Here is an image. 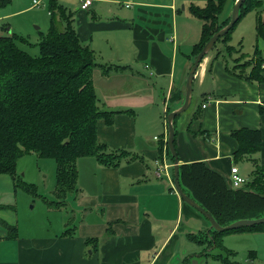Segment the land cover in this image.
<instances>
[{
  "label": "crops",
  "instance_id": "1",
  "mask_svg": "<svg viewBox=\"0 0 264 264\" xmlns=\"http://www.w3.org/2000/svg\"><path fill=\"white\" fill-rule=\"evenodd\" d=\"M81 1L73 24L80 41L94 50L98 63L126 66L107 76L100 70L93 74L101 107L120 111L110 125L98 121V141L131 156L118 167L103 166L93 157L78 160L76 205L85 219L68 230L72 233L20 237L18 223H9L3 218L8 210H0V219L18 229L17 237L8 239L0 222V264H171L181 251L180 264L195 249L187 235L208 231L210 223L174 191L173 167L168 175L158 174L156 160L166 155L173 164L165 144L167 111L184 103L193 48L202 33V22L189 7L209 0H93L86 10L80 9ZM13 13L0 11V21H9ZM3 24L6 31L0 34L12 32L9 22ZM256 24L248 17L235 42L234 29L232 44L242 45L246 26L256 35ZM219 47L198 68L191 105L176 119L175 146L180 164L204 162L229 184L233 167L244 177L248 164L252 169L250 158L239 161L241 166L235 162L233 131H261L262 149L253 158L264 164V80L230 73L237 62L230 64L225 53L216 57ZM238 54L229 57L233 61ZM160 128L163 134H155ZM14 199L10 189L0 190V205L12 206ZM90 238L99 241L88 243Z\"/></svg>",
  "mask_w": 264,
  "mask_h": 264
},
{
  "label": "trees",
  "instance_id": "2",
  "mask_svg": "<svg viewBox=\"0 0 264 264\" xmlns=\"http://www.w3.org/2000/svg\"><path fill=\"white\" fill-rule=\"evenodd\" d=\"M10 2L0 0V7ZM226 2L209 0L203 7H189L190 13L202 22L201 39L193 48L194 58L209 39L229 23L231 16L228 19L222 18ZM260 5V0H245L238 22L218 40L217 43L222 42L227 46L216 57L224 53L231 56L234 51L240 52L230 44L232 33L240 20ZM49 10L52 17L58 13L65 22L64 26L58 25L53 18L47 34L40 36L38 56H32L18 46L16 40L24 41V38L13 32L0 34V174L12 178L15 190L21 187L28 193L38 195L34 185L22 182L17 173L18 161L32 153L40 158L53 159L56 163L54 195L57 201L52 204L63 207L68 195L78 190L80 158L93 157L103 166L118 167L124 156H131L127 151L110 150L98 141V121L104 120L110 125L120 111L101 107L93 82L96 69L107 76L126 66L98 63L94 50L80 41L73 26L72 14L68 15L56 0H50ZM0 29L5 30V26ZM256 38L253 56L246 63V68H251L250 73L245 76L237 73L251 81L264 80V46L260 47V43L264 45V21L261 16L257 18ZM244 58V55H240L238 60ZM229 72L234 73L232 70ZM175 100H180V97ZM172 110L169 108L167 115ZM232 136L238 142L233 154L235 162L248 158L252 162L251 178L245 187L232 189L221 174L210 169L204 162L179 165L180 183L184 192L222 227L239 220L264 217V164L253 158L262 149L261 131L242 128L233 131ZM174 143L176 145V140ZM168 153L173 162L169 149ZM0 209L14 208L0 205ZM0 222L8 231V239H15L18 235L17 227ZM68 232L66 230L63 234ZM230 232L264 235V224L223 232L214 229L206 231L209 246L222 250L221 253L210 255L220 264H239L223 255V251H228V255L235 254L227 250L223 241L224 235ZM194 238V234L187 235L188 241L193 244L196 242ZM98 241V238H90L88 243ZM252 256H256L255 251L249 253V259Z\"/></svg>",
  "mask_w": 264,
  "mask_h": 264
},
{
  "label": "rangeland",
  "instance_id": "3",
  "mask_svg": "<svg viewBox=\"0 0 264 264\" xmlns=\"http://www.w3.org/2000/svg\"><path fill=\"white\" fill-rule=\"evenodd\" d=\"M80 1L56 0L57 4L63 6V8L67 11L68 15L70 13L72 14L73 24L74 20H76V9L79 6ZM260 1V7L245 15L236 25L235 28L237 30L234 34L235 36H233V42L236 41L239 31L238 27L243 25L248 17H254L257 20V18L261 16L264 21V0ZM235 2L234 0H227L222 18L228 19L227 17L231 16ZM49 4L50 0H42V4L40 6L34 7L33 0H11L7 6L0 7V11L4 10L16 12L10 16L11 18L8 19L9 21L2 22H9L12 32L25 39L24 41L18 39L16 42L20 48L32 56L39 55L40 36L41 34H47L53 18L57 21L58 25L60 24L64 26L65 21L63 19L61 20L58 13H55L52 17L49 10ZM181 7L182 5L179 6V8ZM2 22L0 21V27L5 26L4 24L2 25ZM4 31L3 33L6 34ZM255 43V29L252 26L251 28L246 26L243 34L242 45H234L231 42V45L240 50L238 55H244L245 58L240 59L242 61H239L236 58L232 61L231 57H226V60H228L230 64L237 62V66H229L230 70L242 76L250 73L251 68L246 69V63L250 61L253 56L254 49L252 48ZM219 46H221L222 50L227 45L220 42L216 44L214 49L216 50ZM98 71L99 70L96 69L94 72L97 73ZM102 107L104 108V106ZM155 134L162 135L163 131L160 128V131H157ZM237 165L241 166V163L238 162ZM248 165L249 166H247L244 174L250 181L252 169L250 170L251 165ZM17 173L21 177L22 182L34 185L36 192L38 193V195L28 193L21 187L15 190L10 179L11 177L8 175H0V177H3L4 179L2 180L4 181L3 183L0 181V190L6 191V189H10L15 193V199L11 203L12 206H14V209L0 210H8L3 215V218L9 223L11 221H13L11 224L18 223L20 237L26 235H62L64 231H71L74 227H79L81 225L85 217L82 212L78 210L79 207L76 205L79 201L77 198L78 192L68 195L65 206L63 207H57L52 204V202L57 201L54 195L56 187V163L53 159L40 158L33 153L26 154L18 161ZM171 173H173V168L171 169ZM84 180L85 178L82 177L83 182ZM79 187L80 183L77 184L78 189ZM2 221L6 222L5 220ZM191 234H194V240L196 242L194 244L190 241L189 242L193 247H195V249L193 250V253H187L184 255L180 264H220L219 261L211 258L210 255L221 253L222 250L220 248L215 249L214 247L209 246L208 242H206L208 238L205 236V231ZM223 239H225L224 245L226 248L235 252L234 255H228V251L227 253L226 251H223V255L229 256L231 261L238 262L239 264H264L263 234H242L240 232H230L229 234H225ZM196 249H199V251L197 252ZM252 251H255L256 256H252L249 259V253ZM181 254V251H179L178 256L172 260L171 264H178L177 258H181Z\"/></svg>",
  "mask_w": 264,
  "mask_h": 264
},
{
  "label": "water",
  "instance_id": "4",
  "mask_svg": "<svg viewBox=\"0 0 264 264\" xmlns=\"http://www.w3.org/2000/svg\"><path fill=\"white\" fill-rule=\"evenodd\" d=\"M245 0H236L229 23L221 28L219 31H217L205 44L201 52L195 57L194 62L192 64V67L189 71L186 86H185V100L184 103L181 105V107L172 110L167 115V124H168V139H167V147L173 156V184L174 187L178 193V195L181 197V199L188 204L189 206L193 207L195 210H197L200 214H202L210 223V229H214L217 232H223L226 230H235L243 226H253V225H259L264 224V217L260 219H254V220H239L236 221L226 227L220 226L214 217L206 212L198 203H196L189 195H187L180 183V177H179V157L176 150V146L174 143L175 140V127H174V120L176 117L187 111L191 105L192 102V90H193V81L194 77L197 74L198 68L204 58L211 52V50L214 48V46L217 44L218 40L225 36L238 22L240 10L242 6L244 5Z\"/></svg>",
  "mask_w": 264,
  "mask_h": 264
},
{
  "label": "built area",
  "instance_id": "5",
  "mask_svg": "<svg viewBox=\"0 0 264 264\" xmlns=\"http://www.w3.org/2000/svg\"><path fill=\"white\" fill-rule=\"evenodd\" d=\"M93 0H82L81 1V5H80V9L82 10H86L89 8V6L92 4ZM42 4V0H33V6H40ZM203 108L206 107V104H203L202 106ZM155 139H158V137H155ZM166 144V148H167V141H165ZM156 165H157V173L161 174V173H167L168 175V171L171 167H173L172 163H169L166 159V155L163 156V158H159L156 160ZM249 179L242 176L239 172L238 167H233L231 169V177L229 180V186L232 189H239V188H243L246 186V184L248 183ZM172 186L174 188V191L176 192V189L174 187V184L172 183Z\"/></svg>",
  "mask_w": 264,
  "mask_h": 264
}]
</instances>
